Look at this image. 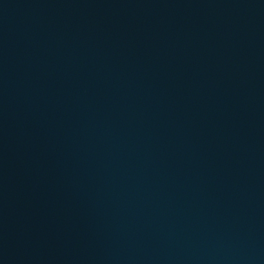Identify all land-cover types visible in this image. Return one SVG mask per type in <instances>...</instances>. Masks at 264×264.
<instances>
[{"label":"water","instance_id":"obj_1","mask_svg":"<svg viewBox=\"0 0 264 264\" xmlns=\"http://www.w3.org/2000/svg\"><path fill=\"white\" fill-rule=\"evenodd\" d=\"M0 264H264V0H0Z\"/></svg>","mask_w":264,"mask_h":264}]
</instances>
